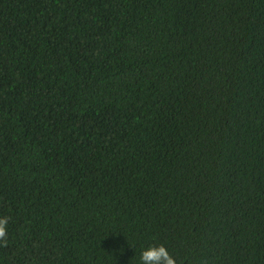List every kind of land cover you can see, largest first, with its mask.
<instances>
[{
  "label": "trees",
  "instance_id": "trees-1",
  "mask_svg": "<svg viewBox=\"0 0 264 264\" xmlns=\"http://www.w3.org/2000/svg\"><path fill=\"white\" fill-rule=\"evenodd\" d=\"M0 264H264V0H0Z\"/></svg>",
  "mask_w": 264,
  "mask_h": 264
},
{
  "label": "clouds",
  "instance_id": "clouds-1",
  "mask_svg": "<svg viewBox=\"0 0 264 264\" xmlns=\"http://www.w3.org/2000/svg\"><path fill=\"white\" fill-rule=\"evenodd\" d=\"M9 220L10 217H0V246L6 247L8 244L7 225ZM140 259L142 264H177L175 258L163 244L149 246L142 251Z\"/></svg>",
  "mask_w": 264,
  "mask_h": 264
}]
</instances>
